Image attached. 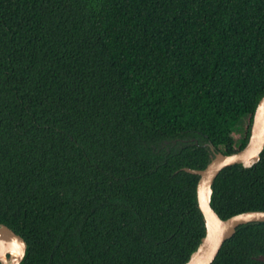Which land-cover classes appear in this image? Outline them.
<instances>
[{
    "label": "trees",
    "instance_id": "obj_1",
    "mask_svg": "<svg viewBox=\"0 0 264 264\" xmlns=\"http://www.w3.org/2000/svg\"><path fill=\"white\" fill-rule=\"evenodd\" d=\"M263 95L264 0H0V222L21 264L186 261L205 224L182 167L242 148ZM211 203L264 209V149ZM260 253L251 221L211 264Z\"/></svg>",
    "mask_w": 264,
    "mask_h": 264
},
{
    "label": "water",
    "instance_id": "obj_2",
    "mask_svg": "<svg viewBox=\"0 0 264 264\" xmlns=\"http://www.w3.org/2000/svg\"><path fill=\"white\" fill-rule=\"evenodd\" d=\"M209 162L202 168L183 166L182 169L198 174L196 195L203 214L205 233L189 258L180 264H211L218 255L224 241L231 237L237 226L251 221H264V209H248L221 217L212 206L213 183L226 166L241 163L249 167L257 162L264 149V95L258 101L253 114L250 135L246 144L233 152L217 150L211 145ZM27 250L26 239L12 227L0 222V263L21 264ZM16 252V253H13ZM255 258L264 261V254Z\"/></svg>",
    "mask_w": 264,
    "mask_h": 264
},
{
    "label": "rangeland",
    "instance_id": "obj_3",
    "mask_svg": "<svg viewBox=\"0 0 264 264\" xmlns=\"http://www.w3.org/2000/svg\"><path fill=\"white\" fill-rule=\"evenodd\" d=\"M249 123V115H245L239 122L238 129L234 133L236 145L242 140L245 135L247 125Z\"/></svg>",
    "mask_w": 264,
    "mask_h": 264
},
{
    "label": "bare ground",
    "instance_id": "obj_4",
    "mask_svg": "<svg viewBox=\"0 0 264 264\" xmlns=\"http://www.w3.org/2000/svg\"><path fill=\"white\" fill-rule=\"evenodd\" d=\"M13 253H16V252H13Z\"/></svg>",
    "mask_w": 264,
    "mask_h": 264
}]
</instances>
